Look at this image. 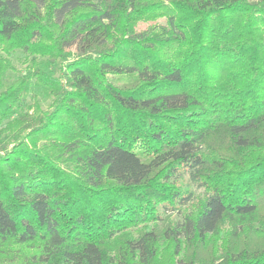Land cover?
I'll return each mask as SVG.
<instances>
[{"label":"trees","instance_id":"trees-1","mask_svg":"<svg viewBox=\"0 0 264 264\" xmlns=\"http://www.w3.org/2000/svg\"><path fill=\"white\" fill-rule=\"evenodd\" d=\"M0 264H264V0H0Z\"/></svg>","mask_w":264,"mask_h":264},{"label":"rangeland","instance_id":"rangeland-1","mask_svg":"<svg viewBox=\"0 0 264 264\" xmlns=\"http://www.w3.org/2000/svg\"><path fill=\"white\" fill-rule=\"evenodd\" d=\"M21 53L18 52L16 53L14 56H13V62L16 66V72H11L9 74V76L11 77H14L15 75L17 74H23V75H26L27 73H29V70H28V67H27V64L26 63H23L19 57H21ZM40 98L43 99V95L40 94ZM33 100V97L31 96V94L27 97V102L30 103L32 102ZM181 180L180 181H183L184 184L188 183V179H187V176H184L182 178H180ZM197 193H200L201 190H196Z\"/></svg>","mask_w":264,"mask_h":264}]
</instances>
